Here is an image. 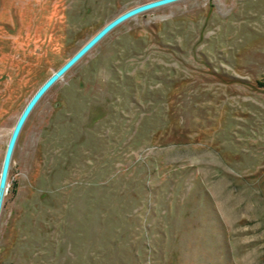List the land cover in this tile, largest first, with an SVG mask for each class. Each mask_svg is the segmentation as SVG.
<instances>
[{
	"label": "rangeland",
	"instance_id": "374dc122",
	"mask_svg": "<svg viewBox=\"0 0 264 264\" xmlns=\"http://www.w3.org/2000/svg\"><path fill=\"white\" fill-rule=\"evenodd\" d=\"M156 0H0V175L36 91ZM0 264H264V0H184L117 27L17 144Z\"/></svg>",
	"mask_w": 264,
	"mask_h": 264
},
{
	"label": "water",
	"instance_id": "95a60500",
	"mask_svg": "<svg viewBox=\"0 0 264 264\" xmlns=\"http://www.w3.org/2000/svg\"><path fill=\"white\" fill-rule=\"evenodd\" d=\"M184 0H156L137 6L121 14L106 26H104L95 36H93L80 50H78L61 68H59L33 95L22 114L20 115L9 143L7 145L1 175H0V218L4 208L5 198L9 192V176L11 172L13 157L21 134L37 105L44 96L55 86L73 67H75L93 48H95L105 37H107L117 27L121 26L130 19L161 8L175 4Z\"/></svg>",
	"mask_w": 264,
	"mask_h": 264
}]
</instances>
